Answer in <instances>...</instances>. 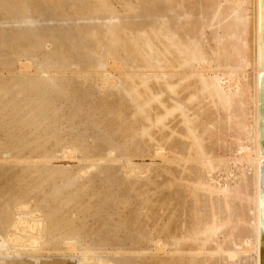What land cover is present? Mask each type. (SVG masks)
Returning <instances> with one entry per match:
<instances>
[{"label": "rangeland", "instance_id": "obj_1", "mask_svg": "<svg viewBox=\"0 0 264 264\" xmlns=\"http://www.w3.org/2000/svg\"><path fill=\"white\" fill-rule=\"evenodd\" d=\"M254 6L0 0V264H257Z\"/></svg>", "mask_w": 264, "mask_h": 264}, {"label": "bare ground", "instance_id": "obj_2", "mask_svg": "<svg viewBox=\"0 0 264 264\" xmlns=\"http://www.w3.org/2000/svg\"><path fill=\"white\" fill-rule=\"evenodd\" d=\"M254 5H255L254 6V8H255V16H254V60H255V65H256V69H257L256 91L254 92V108L255 109L253 108L254 109V113H253L254 114V119H253L254 120V128H253L254 129V148H255V151L257 153V155H256L257 174L254 178V182H255V184H254L255 185L254 186V198H255L254 208H255V223H256V230H257V264H264V254H262V246L264 245V0H254ZM141 82H143V81H141ZM136 85H138V84H136ZM147 95H148V93H147ZM152 96H153V94H152ZM152 96H150V97L148 96V97L152 98ZM156 97H155V99H156ZM154 101H156V100H154ZM152 103L148 102V104H150V108H151ZM157 103H155V105ZM145 104H146V101H145ZM165 109H164V111H165ZM169 109H168V111L166 109V111L169 112ZM151 110L153 111V109H151ZM156 110H158V108H156ZM173 110H174V108H173ZM163 112H161V113H163ZM158 113L156 115H158ZM170 113H172V111ZM152 114L154 115V113H152ZM164 114H165V112H164ZM165 116H167V115H165ZM165 116H164V118H165ZM170 116H172V115H170ZM158 117L159 116H157V118ZM156 120H157L156 122H158V119H156ZM159 120H160V118H159ZM170 130H171V128H170ZM166 132H167V130H166ZM169 132L172 133L171 131H169ZM167 136H169V135H167ZM175 137H177V136H175ZM176 143H177V141H176ZM49 220H50V218H49Z\"/></svg>", "mask_w": 264, "mask_h": 264}, {"label": "water", "instance_id": "obj_3", "mask_svg": "<svg viewBox=\"0 0 264 264\" xmlns=\"http://www.w3.org/2000/svg\"><path fill=\"white\" fill-rule=\"evenodd\" d=\"M262 254H264V245L262 246Z\"/></svg>", "mask_w": 264, "mask_h": 264}]
</instances>
